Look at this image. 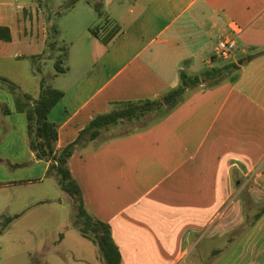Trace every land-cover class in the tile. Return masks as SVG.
<instances>
[{"label": "crops", "instance_id": "obj_1", "mask_svg": "<svg viewBox=\"0 0 264 264\" xmlns=\"http://www.w3.org/2000/svg\"><path fill=\"white\" fill-rule=\"evenodd\" d=\"M13 12L0 26L14 39ZM113 15V38L105 44L90 32L94 64L59 89L64 96L49 115L59 126L58 149L117 104L164 103L184 64L200 77L235 68L215 87L203 82L165 117L149 116L125 137L106 132L77 151L69 167L87 213L110 226L122 264H264V214L255 218L264 209V0H118ZM224 39L237 47L221 62L215 54ZM3 99L0 220L16 221L20 188L44 184L50 164L30 148L13 97ZM21 168L32 174L20 178ZM47 195L34 202L53 201Z\"/></svg>", "mask_w": 264, "mask_h": 264}, {"label": "rangeland", "instance_id": "obj_2", "mask_svg": "<svg viewBox=\"0 0 264 264\" xmlns=\"http://www.w3.org/2000/svg\"><path fill=\"white\" fill-rule=\"evenodd\" d=\"M117 3L118 0H0V16L14 10L9 23L15 31L12 43L0 42V78L34 99L40 96L42 78L47 86L57 90L71 85L95 62L89 33L96 32L102 41L116 32L113 13ZM23 31L26 38L21 37ZM45 32L46 45L42 42ZM35 55H43L36 58L41 73L31 59ZM183 72L191 74L188 64L181 67L180 73ZM1 95L13 101L3 90L0 100H4ZM172 100L168 97L164 104L170 102L169 107ZM20 117L26 119L25 115ZM147 121L127 122L111 130L106 138L122 137ZM30 174L21 168L19 177ZM4 175L5 171L1 172L0 176ZM47 194L53 201L45 205L34 202ZM19 203L13 209L19 208L21 218L0 220V264H105L98 247L75 226L78 208L58 187L55 177H48L44 184L20 188Z\"/></svg>", "mask_w": 264, "mask_h": 264}, {"label": "trees", "instance_id": "obj_3", "mask_svg": "<svg viewBox=\"0 0 264 264\" xmlns=\"http://www.w3.org/2000/svg\"><path fill=\"white\" fill-rule=\"evenodd\" d=\"M92 33L99 38L96 32L93 31ZM112 38L113 34H110L109 38L102 41L108 44ZM0 41L7 43L13 41V34L9 27L0 26ZM42 56L35 55L31 57L39 73H41V70L36 63V58ZM233 68H235V65L215 68L207 71L202 77L190 76L183 72L181 73L180 86L169 96L173 97V101L169 107H165L163 102L150 100L117 104L115 110L111 113L96 117L80 132L75 142L63 149L57 148L59 126L50 122L49 115L63 98L64 92L47 86L46 79L42 78L40 96L34 99L29 95L22 94L19 88L9 80L0 78V89L5 90L13 97L15 112L24 114L26 117L27 138L30 148L35 152L39 160L50 164L47 176L55 177L61 191L67 194L76 204L78 208V220L75 226L84 238L91 240L98 247L99 257L105 264H122V255L114 242L110 226L92 218L87 213L81 189L69 167L70 159L77 151L85 148L92 142L100 140L104 136V133L120 125L127 122H140L149 116H157L159 119L165 117L178 104L184 102L190 93L199 89L203 85V82L205 84L213 82L208 87H215L225 80L227 73ZM3 113L10 115L12 114V110L5 106ZM153 120L150 121L151 124ZM131 133L133 131L122 137ZM0 161H2L1 158ZM263 214L264 209L255 217L256 220L261 218ZM245 230L237 231L236 234H240Z\"/></svg>", "mask_w": 264, "mask_h": 264}, {"label": "built area", "instance_id": "obj_4", "mask_svg": "<svg viewBox=\"0 0 264 264\" xmlns=\"http://www.w3.org/2000/svg\"><path fill=\"white\" fill-rule=\"evenodd\" d=\"M237 47V43L232 39H224L219 42L217 46V51L215 54L216 59H224L227 60L231 57L232 53Z\"/></svg>", "mask_w": 264, "mask_h": 264}, {"label": "water", "instance_id": "obj_5", "mask_svg": "<svg viewBox=\"0 0 264 264\" xmlns=\"http://www.w3.org/2000/svg\"><path fill=\"white\" fill-rule=\"evenodd\" d=\"M239 64H242V62H240ZM170 102H166L165 105L168 106Z\"/></svg>", "mask_w": 264, "mask_h": 264}]
</instances>
